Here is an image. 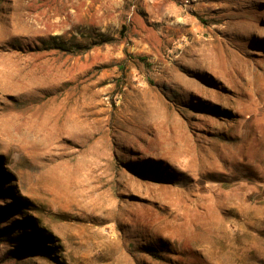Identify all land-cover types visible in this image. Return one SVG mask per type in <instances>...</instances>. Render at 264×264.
Returning <instances> with one entry per match:
<instances>
[{"label":"rangeland","instance_id":"obj_1","mask_svg":"<svg viewBox=\"0 0 264 264\" xmlns=\"http://www.w3.org/2000/svg\"><path fill=\"white\" fill-rule=\"evenodd\" d=\"M0 264H264V0H0Z\"/></svg>","mask_w":264,"mask_h":264}]
</instances>
